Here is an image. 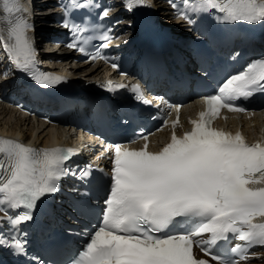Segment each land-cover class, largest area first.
<instances>
[{
    "label": "snow or ice",
    "instance_id": "obj_1",
    "mask_svg": "<svg viewBox=\"0 0 264 264\" xmlns=\"http://www.w3.org/2000/svg\"><path fill=\"white\" fill-rule=\"evenodd\" d=\"M60 7L64 9L62 26L69 33L65 46L84 52L78 43V24L69 19L63 4ZM4 8L8 13L25 11L17 0H5ZM208 9L224 14L208 13L218 21L264 28V0H204L202 10ZM108 16L109 9L104 8L100 19ZM183 18L190 25H197L199 19ZM8 24V39L14 43L5 40L3 49L15 70L43 88L63 80L38 69L29 20L21 16L9 19ZM111 31L108 28L102 34L101 47L111 43ZM244 39L254 43V37ZM239 55L235 52L233 59ZM254 94L264 96V58L250 59L243 71L218 87V94L206 97L208 113L191 121V131L180 137L173 133L171 142L161 150L149 151L148 143L140 150L114 145L107 180L93 175L92 165L73 169L66 163L75 150L37 149L0 139V194L4 202L0 210L5 213L0 216V229H4L0 247L26 264H241L248 260L250 248L264 246V142L250 143L240 133L217 130L212 121L221 108L247 112L242 103L235 102L241 97L251 102ZM96 171L103 173V169ZM68 175L82 181L73 189L79 197L74 211L95 219L91 233L85 228L89 242L68 261L58 259L56 248H49L44 258L30 255L28 229L36 223L33 213L38 201L43 204L42 198L57 193L58 181ZM233 239L244 244L230 247ZM194 245L204 258L194 254Z\"/></svg>",
    "mask_w": 264,
    "mask_h": 264
},
{
    "label": "rangeland",
    "instance_id": "obj_2",
    "mask_svg": "<svg viewBox=\"0 0 264 264\" xmlns=\"http://www.w3.org/2000/svg\"><path fill=\"white\" fill-rule=\"evenodd\" d=\"M43 53H44V48H43ZM45 54V53H44ZM47 54V53H46ZM14 120V117L13 116H10V118H9V123H7L6 125L8 126H15V124H14V121L13 122H10L11 120ZM3 122H5V121H3ZM15 123H19V126H21L23 129H25V130H28V129H30V126H27V124L25 125L24 123H22L21 121H15Z\"/></svg>",
    "mask_w": 264,
    "mask_h": 264
},
{
    "label": "bare ground",
    "instance_id": "obj_3",
    "mask_svg": "<svg viewBox=\"0 0 264 264\" xmlns=\"http://www.w3.org/2000/svg\"><path fill=\"white\" fill-rule=\"evenodd\" d=\"M17 2L18 3H20V0H17ZM9 16H10V18H12L13 20H14V17H15V11H13V12H11V13H9ZM44 48V53L46 54L47 53V51L45 50V47H44V45L42 46V48L41 49H43ZM10 113V112H9ZM12 114V113H11ZM6 115H9V114H6ZM5 115V116H6ZM11 120V119H10ZM11 122V121H10ZM9 126V125H8ZM12 126V125H11ZM14 126V125H13ZM6 129H15V130H18V127H5Z\"/></svg>",
    "mask_w": 264,
    "mask_h": 264
}]
</instances>
